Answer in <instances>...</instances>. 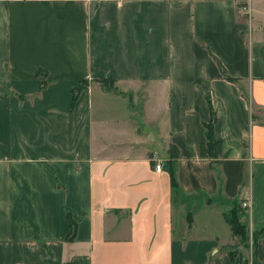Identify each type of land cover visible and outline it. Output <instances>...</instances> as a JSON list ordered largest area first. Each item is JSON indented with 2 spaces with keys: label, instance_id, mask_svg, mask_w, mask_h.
<instances>
[{
  "label": "crops",
  "instance_id": "0c3cea01",
  "mask_svg": "<svg viewBox=\"0 0 264 264\" xmlns=\"http://www.w3.org/2000/svg\"><path fill=\"white\" fill-rule=\"evenodd\" d=\"M0 264H264V0H0Z\"/></svg>",
  "mask_w": 264,
  "mask_h": 264
},
{
  "label": "trees",
  "instance_id": "16d2710c",
  "mask_svg": "<svg viewBox=\"0 0 264 264\" xmlns=\"http://www.w3.org/2000/svg\"><path fill=\"white\" fill-rule=\"evenodd\" d=\"M221 69V68H220ZM221 75L222 77L230 82H234L235 80L233 78L228 77L222 70H221ZM103 88L105 90H112V80H104V81H100ZM106 83H109L110 87L105 86ZM75 97H72V101H74ZM204 134H205V138H206V144L208 149L210 150L211 148V141H212V132H211V128L208 125L204 126ZM169 172V179H170V186L172 188V190H177V183L174 179L173 176V171L171 170V168H169L168 170ZM224 221L225 223L228 225L229 231L231 233V235L233 237L238 238V240H245L246 239V233L244 231V228L242 225L239 224L236 215H235V208H233L229 213L224 214ZM71 224V223H70ZM72 227V224L70 225ZM259 235V231L253 232L252 233V237H251V248H254L255 246V241L257 239V236Z\"/></svg>",
  "mask_w": 264,
  "mask_h": 264
},
{
  "label": "built area",
  "instance_id": "2783aa9c",
  "mask_svg": "<svg viewBox=\"0 0 264 264\" xmlns=\"http://www.w3.org/2000/svg\"><path fill=\"white\" fill-rule=\"evenodd\" d=\"M154 170L158 171L159 170V165H155L154 166ZM241 207L242 208H248L249 207V204L248 203H241Z\"/></svg>",
  "mask_w": 264,
  "mask_h": 264
},
{
  "label": "rangeland",
  "instance_id": "374dc122",
  "mask_svg": "<svg viewBox=\"0 0 264 264\" xmlns=\"http://www.w3.org/2000/svg\"><path fill=\"white\" fill-rule=\"evenodd\" d=\"M102 86V84H100ZM105 86L110 87L109 83H106ZM112 87V86H111ZM111 90V89H110ZM243 216V215H242ZM219 231V230H218Z\"/></svg>",
  "mask_w": 264,
  "mask_h": 264
}]
</instances>
